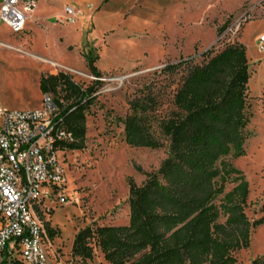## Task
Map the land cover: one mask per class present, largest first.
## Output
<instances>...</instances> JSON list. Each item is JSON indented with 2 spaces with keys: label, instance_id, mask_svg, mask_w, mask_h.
<instances>
[{
  "label": "rangeland",
  "instance_id": "1",
  "mask_svg": "<svg viewBox=\"0 0 264 264\" xmlns=\"http://www.w3.org/2000/svg\"><path fill=\"white\" fill-rule=\"evenodd\" d=\"M67 6L83 11L74 24L64 15ZM262 35L264 0H36L21 33L12 32L0 18V105L41 108V77L62 71L96 89L95 104L87 112L85 147L59 153L68 201L46 198L37 208L45 226L57 230L53 238L47 231L53 264H109L99 247L92 259L74 255L76 235L88 226L128 224L130 182L141 185L157 173L169 149L166 138L160 148L130 146L121 119L132 114L133 102L152 101L147 119L162 137L161 124L177 110L175 95L189 68L231 41L247 47L251 70V136L246 154L234 165L250 185L248 216L251 221L264 217ZM90 49L97 56L99 79L88 67ZM184 60L190 62L166 70ZM235 256L237 264L264 256V224L253 229L250 246Z\"/></svg>",
  "mask_w": 264,
  "mask_h": 264
},
{
  "label": "trees",
  "instance_id": "2",
  "mask_svg": "<svg viewBox=\"0 0 264 264\" xmlns=\"http://www.w3.org/2000/svg\"><path fill=\"white\" fill-rule=\"evenodd\" d=\"M86 60L91 74L101 78L92 49ZM189 62L167 65L166 70ZM250 77L247 47L235 41L189 68L175 95L177 110L161 124L162 137L147 119L152 101L132 103V114L121 119L126 143L160 148L166 138L167 158L141 185L130 182L129 223L80 230L74 255L92 259L99 247L109 264L238 263L236 252L248 248L253 229L264 224V217L251 221L248 216L250 185L234 165L246 154L251 136ZM40 90L53 95L59 122L74 137L61 143V150L83 149L96 89L62 71L43 75ZM46 226L55 237L57 230ZM249 264H264V256Z\"/></svg>",
  "mask_w": 264,
  "mask_h": 264
},
{
  "label": "built area",
  "instance_id": "3",
  "mask_svg": "<svg viewBox=\"0 0 264 264\" xmlns=\"http://www.w3.org/2000/svg\"><path fill=\"white\" fill-rule=\"evenodd\" d=\"M35 6L36 0H2L0 18L12 32L21 33ZM82 13L67 6L64 15L74 24ZM259 44L264 49V35ZM58 116L59 108L48 93L38 109L0 105V264H53L47 229L37 208L46 198L68 201L62 192L59 153L61 143L74 137Z\"/></svg>",
  "mask_w": 264,
  "mask_h": 264
}]
</instances>
